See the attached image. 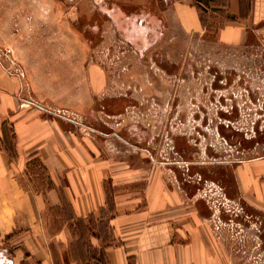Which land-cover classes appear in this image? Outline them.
Instances as JSON below:
<instances>
[{"label":"crops","instance_id":"1","mask_svg":"<svg viewBox=\"0 0 264 264\" xmlns=\"http://www.w3.org/2000/svg\"><path fill=\"white\" fill-rule=\"evenodd\" d=\"M164 1L162 15L150 0L141 9L142 44L134 14L114 24L140 52L171 27L164 16L189 40L225 44L243 42L250 27L264 24V0ZM142 2L127 0L121 7L137 9ZM95 3V10H109L117 20L121 0ZM0 42L14 47L32 88L77 112L55 113L22 98L21 78L0 62V264H229L227 242L213 226L223 201L232 199L264 222V156L239 161L231 182L171 177L164 162L145 160L148 147L133 149L128 134L82 128L87 120L98 123L83 111L101 104L94 94L102 88L101 68L86 65V56L85 87L50 89L45 59L31 54L34 42ZM176 140L189 146L185 136ZM206 181L220 188L217 208L201 189Z\"/></svg>","mask_w":264,"mask_h":264},{"label":"rangeland","instance_id":"2","mask_svg":"<svg viewBox=\"0 0 264 264\" xmlns=\"http://www.w3.org/2000/svg\"><path fill=\"white\" fill-rule=\"evenodd\" d=\"M85 1L72 17L93 32L85 34L86 65L97 66L102 72V88L94 94L101 104L83 111L87 118L97 116L99 124L86 119L85 132L126 133L133 149L148 147L145 160L154 156L170 167L169 176L200 184L202 176L231 182L239 161L264 156V24L250 27L243 42L225 44L211 38L189 40L164 16L171 27L165 26L164 35L141 53L122 36L124 31L114 25L108 10H95L97 0ZM150 1L162 15L160 7L167 2ZM145 2L127 12L144 9ZM145 21L140 25L138 19L133 20L140 44L141 38L147 37ZM0 62L21 78L22 98L55 113L77 115L32 88L19 57L3 42ZM178 112L185 117L178 119ZM177 135L187 138L186 149L183 140H176ZM195 167L202 172L195 173ZM206 182L210 186L204 185ZM206 182L201 189L206 187L214 206H219L220 188ZM223 202L224 209L214 216L213 226L227 242L229 264H264V222L232 199Z\"/></svg>","mask_w":264,"mask_h":264},{"label":"flooded vegetation","instance_id":"3","mask_svg":"<svg viewBox=\"0 0 264 264\" xmlns=\"http://www.w3.org/2000/svg\"><path fill=\"white\" fill-rule=\"evenodd\" d=\"M100 1L97 0L95 4L99 5ZM85 3V0H0V41H14L17 45L28 40L34 42L31 54L35 58L45 59V71L49 76L46 83L50 89L74 84L76 88L85 87L87 80L82 73L86 56L85 34L93 32L87 31L72 17ZM121 6L124 3L120 4L114 23L130 21L134 18L133 14L140 25L144 23L141 14L144 12L135 10L128 13L127 8ZM107 13L111 15V11ZM31 68L33 71L38 69L36 65ZM35 79L39 81L38 77ZM63 97L74 98L75 95L65 93ZM177 115L178 119H183L186 114L178 112Z\"/></svg>","mask_w":264,"mask_h":264},{"label":"built area","instance_id":"4","mask_svg":"<svg viewBox=\"0 0 264 264\" xmlns=\"http://www.w3.org/2000/svg\"><path fill=\"white\" fill-rule=\"evenodd\" d=\"M177 1H183V0H177ZM47 264H52V263H47Z\"/></svg>","mask_w":264,"mask_h":264}]
</instances>
